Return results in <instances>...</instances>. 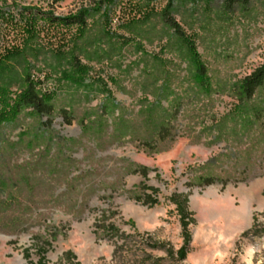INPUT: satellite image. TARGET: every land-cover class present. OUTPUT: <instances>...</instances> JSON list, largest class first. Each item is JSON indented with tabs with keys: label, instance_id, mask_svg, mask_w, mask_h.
<instances>
[{
	"label": "rangeland",
	"instance_id": "rangeland-1",
	"mask_svg": "<svg viewBox=\"0 0 264 264\" xmlns=\"http://www.w3.org/2000/svg\"><path fill=\"white\" fill-rule=\"evenodd\" d=\"M228 1L0 0V264L43 243L48 264H264V233L243 235L264 230V85L240 90L264 0ZM80 10L85 26L52 20ZM27 76L50 116L21 103ZM174 193L194 219L184 260L166 252L183 244ZM103 212L122 239L97 231Z\"/></svg>",
	"mask_w": 264,
	"mask_h": 264
},
{
	"label": "trees",
	"instance_id": "trees-1",
	"mask_svg": "<svg viewBox=\"0 0 264 264\" xmlns=\"http://www.w3.org/2000/svg\"><path fill=\"white\" fill-rule=\"evenodd\" d=\"M104 1H111V0H104ZM250 0H229L227 5L228 7H232L235 3H240L241 5H247ZM170 8V6H169ZM169 8L164 12V20L167 25H169L172 29H174L177 33L182 34V29L179 23L175 21L172 17ZM54 21H60L65 25H78V26H85L87 24V14L84 10H80L77 14L67 16V17H55L52 19ZM26 89L23 92L21 103L27 107H31L36 113L42 116H50L54 112V107L52 104L48 103L38 92L37 84L31 79V77H26ZM264 85V61L261 66L256 68L251 74L247 75L241 85L240 90L242 94L246 98H252L256 91ZM64 114L67 113L64 111ZM65 115H63L65 117ZM68 123H71L70 119H67ZM162 136L164 137V129H162ZM167 135V133H166ZM144 179L148 176V169L147 167H141L138 171ZM214 182L211 178H206V184H212ZM142 188L144 194L140 197V200L143 201L144 204L148 205L149 207H153L160 203L159 199V189L153 186H149L142 183ZM150 191V193H148ZM169 200L172 204L176 205V210L180 215V224L182 228V237H183V244L182 246L174 251L172 248H167L166 252L170 257H176L178 260H184L189 252V244L191 241V233L189 230L190 224L193 222V213L189 210L188 202L189 198L188 195L185 193H174L169 197ZM107 215L105 212L102 213V218L100 219V223H97V231L102 230L104 233L108 235L111 239H122L125 236V233L122 232L113 222L107 223ZM264 230H260L257 228V225L254 223L253 226L247 230L243 235H262ZM49 243H43L38 249L39 259L36 262H32L31 264H48L46 260V252ZM151 248H166V245L163 243L155 242L150 245ZM26 257L30 256L28 250H26ZM66 256H74L73 253L67 252ZM149 259L151 257H148Z\"/></svg>",
	"mask_w": 264,
	"mask_h": 264
}]
</instances>
